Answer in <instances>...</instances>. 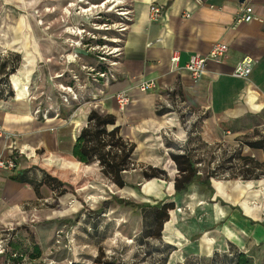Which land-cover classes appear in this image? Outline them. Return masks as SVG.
<instances>
[{
    "label": "crops",
    "instance_id": "0c3cea01",
    "mask_svg": "<svg viewBox=\"0 0 264 264\" xmlns=\"http://www.w3.org/2000/svg\"><path fill=\"white\" fill-rule=\"evenodd\" d=\"M131 1L132 20L118 64L111 77L90 84L92 94L101 91L100 99L91 101L95 107L76 101L61 104L57 91L48 85L43 95L33 91L37 59H56L61 45L48 37L36 39L35 32L23 34L24 26L14 28L10 40L0 34V49L8 45L23 54L22 76L19 74V83H14L21 97L7 95L0 86V124L11 133L0 139V157H14L17 163L15 170L0 168V230L19 228L15 247L33 251L38 245L41 258H52L47 254L55 247V232L72 212L67 209L68 186L61 182L76 183L80 177H90L80 188L84 190L91 180H108L120 198L134 195L130 192L134 177L123 175L126 184L120 188L103 175L97 161L84 164L73 157L74 145L88 125L90 113L96 111L114 115V126L135 145L134 158L165 169L171 176L169 182L146 178L142 191L147 194L143 203L148 205L140 207L145 210L135 226L136 232L147 234L157 223L158 203H174L158 238L172 250L166 264H236L239 254H245L250 264H264V0ZM154 2L164 7L162 19L155 22L149 18ZM245 6L253 7L256 18L238 22ZM186 12L189 17L184 16ZM29 26L35 31L34 25ZM215 42L229 45L227 57L220 63L209 62L201 78L194 81L184 65L192 54L208 53ZM175 52L181 69L171 71ZM245 55L255 59L252 72L247 78L233 76L235 65ZM16 58L20 61V54L5 57L0 74ZM51 65L61 67L55 62ZM149 78L158 81L159 89L140 91L137 84ZM26 83L31 85L30 95L23 89ZM170 87L201 116L192 133L174 129L176 140L166 154L161 152L158 130L169 124L158 105ZM122 90L129 92L131 101L125 112L119 113L114 95ZM37 108L49 109V117L35 115ZM185 153L197 167V180L185 192L176 193L178 163L172 155ZM218 159V171L228 177L216 178L211 172ZM166 183L170 186L164 188ZM149 196L155 199L154 205L147 203ZM51 200L58 207L54 213ZM184 204L189 208L185 213L178 208ZM5 257L0 256V264Z\"/></svg>",
    "mask_w": 264,
    "mask_h": 264
},
{
    "label": "rangeland",
    "instance_id": "374dc122",
    "mask_svg": "<svg viewBox=\"0 0 264 264\" xmlns=\"http://www.w3.org/2000/svg\"><path fill=\"white\" fill-rule=\"evenodd\" d=\"M131 10V0H0V34L3 33L0 36L10 40L15 34L14 30L24 26L21 28L23 34L35 32L36 39L48 37L55 44L61 45V51L56 59L47 57L37 59L35 69L38 73L35 77L36 85L33 91L35 94L43 95L45 85L51 86L57 91L58 101L62 104V86L70 84L73 80L74 88L80 95L78 102H87L95 107L97 104L91 103V101L100 99L101 91L99 96L88 91L90 84L97 81L92 78L94 73L87 67L90 66L89 64L97 65L102 53L108 54L111 60L118 58L116 51L120 50L126 33L120 29L123 24L129 22L126 17L128 19L132 16ZM107 19H110L111 27L109 30H102L106 27L104 22ZM29 25H34L35 31ZM76 25L84 27L85 32L77 37L84 42L79 47L81 58L73 60L75 47L71 41L75 35L70 34L68 28ZM90 38L105 39V45L98 46L95 42H91ZM5 46L0 49V52L3 50H7L8 53L14 51L11 46ZM40 46L43 47L41 41ZM19 54L22 61L23 54L22 52ZM25 61L26 59L24 63ZM53 62L61 67L57 69L52 66ZM61 73L65 74L62 77H57ZM74 73L78 75L76 80L73 78ZM19 74H21V68L11 78L13 85L19 83L21 78H17ZM31 92L29 84V93L31 94ZM125 110H119V113H123ZM171 116L163 118L167 120ZM172 124L174 125V121ZM172 124L164 126L167 131L162 128L158 130L162 153L169 154L168 147L171 143L174 144V126ZM132 158L138 165L133 170L124 172L123 175L135 178L134 180L131 178L133 181H131V190L134 195L130 194L120 198L116 193V187L108 180H91L84 190L80 189L82 187L76 190L70 187L66 188L69 199L67 209L72 212L62 219L63 226L55 232V247H52L47 255L60 264H101L96 260L101 250L103 252L101 261H110L112 264H166V258L172 252L170 247L162 243L160 238L155 237L152 230L147 231V234L135 230L138 222L137 217L140 216L142 210L137 205L145 201L144 195L147 196L142 191V185L146 180L143 171L144 169L149 171L151 164L133 156ZM155 165L162 167L161 164ZM141 166L146 167L141 168ZM164 171L163 177L156 178L169 182L171 176L165 169ZM166 184L164 188L170 186L169 183ZM149 198L147 203L154 205L155 199L151 196ZM129 201L131 203H128ZM50 205L52 213L58 210L56 202L51 200ZM178 208L183 213L189 209L185 204ZM116 230L121 232V236L114 238ZM71 234L74 237L73 242L70 240ZM31 237L33 241L36 239L35 235ZM127 239H130L131 242H128ZM73 246H76L77 249L74 250ZM75 251L77 255H75ZM181 264L190 263L184 261Z\"/></svg>",
    "mask_w": 264,
    "mask_h": 264
},
{
    "label": "built area",
    "instance_id": "2783aa9c",
    "mask_svg": "<svg viewBox=\"0 0 264 264\" xmlns=\"http://www.w3.org/2000/svg\"><path fill=\"white\" fill-rule=\"evenodd\" d=\"M132 12V10H131ZM128 14V13H127ZM164 14V7L161 4H158L156 2L152 3L150 5L149 9V18L151 21H159L162 19ZM185 17H189L190 13L186 12L184 13ZM254 15V9L252 6H245L240 9V12L238 14V22H249L253 19H255ZM126 20L129 22L125 23L121 27V31H127L129 28V23L132 20V16L129 17ZM100 22V21H99ZM126 22V21H125ZM104 25L106 26L105 29L102 30H109L111 27L110 19L104 22ZM70 34H74L75 38L71 41L72 45L75 47V52L73 53L74 59L75 58H81V50L80 46L84 43L82 40L77 39V37L82 35L85 32V28L81 27V25L71 26L68 28ZM106 36V35H105ZM91 42H95L98 46L105 45V39H91ZM88 45V43H87ZM229 51V45L225 42H215L210 51L206 54H198L194 53L190 56L188 62L184 65L183 69H185L192 79L194 81H197L201 78L202 74L204 73V69L206 65L209 62H222L227 57V53ZM117 59H110L108 54L102 53L99 57L100 61L96 63L97 65L89 64L90 66L87 67L90 69L93 74V79L96 81H100L101 79H107L111 77V73L114 69V67L118 64L119 57L122 54V46L120 47V50L117 49ZM11 53H15L19 55V52L17 51H11L8 53L7 50H3L0 52V62L3 63L5 57L8 55H11ZM16 58V60H11L10 63L7 64L5 72L0 74V86L1 90L5 91L7 95L12 94L15 97H21L18 96L17 90L15 89L13 82H12V75L17 74L20 69V62L21 59ZM179 62V53L175 52L172 57V67L171 71L181 69V67L178 66ZM255 59L251 55H245L237 64L235 65L232 75L235 77L240 78H247L250 73L252 72V68L254 65ZM104 68V69H102ZM65 73L58 74L57 77H62ZM77 74L74 73L73 78L77 79ZM74 80V81H75ZM75 84H67L63 85V95H61V102L62 104H69L72 102H78L80 101V95L77 89L75 90ZM137 87L142 92H148V91H157L159 89L160 85L158 81L154 78L149 79H143L138 84ZM26 95H30L29 93V83H26ZM114 99L116 101L118 110L124 111L127 106L129 105L131 101V96L127 90H122L114 95ZM158 110L161 111L165 116H170L167 118V123L172 124V121H174V129L179 128L185 132L192 133L195 127L196 122L199 120L201 113L192 111L182 100V98L174 93V88L170 87L167 89L166 92V98L165 100L158 105ZM50 110L46 109L45 111H42L40 108L35 109L34 114L35 115H41L43 118L49 117ZM166 129V127L162 128ZM163 132L166 133L165 130ZM162 132V133H163ZM175 134V133H174ZM11 135L4 127L0 124V139L1 138H8ZM220 159L217 160L216 164L212 166L211 172L215 173L216 178H225L229 175L226 174L223 171H218ZM138 164L135 161H132L130 164V168L128 170H124V172H127L129 170H133ZM198 166H201V163L197 164ZM17 166L16 160L14 157L8 156V157H0V168L1 169H8V170H15ZM146 167V166H141ZM149 166V171H150ZM144 171H147L144 169ZM148 171V172H149ZM198 173L201 174L200 171ZM16 228L7 227L5 229L0 230V256H6L7 253L10 250V243L12 239L14 238ZM14 257H21L20 261L16 263H11L6 257L4 258L3 262L1 264H59L56 260L52 258H39V259H31L28 256L25 255H19V254H13Z\"/></svg>",
    "mask_w": 264,
    "mask_h": 264
},
{
    "label": "trees",
    "instance_id": "16d2710c",
    "mask_svg": "<svg viewBox=\"0 0 264 264\" xmlns=\"http://www.w3.org/2000/svg\"><path fill=\"white\" fill-rule=\"evenodd\" d=\"M104 69V68H102ZM116 118L112 114L100 115L96 111H92L89 115L88 125L82 130L81 135L78 137L74 149L73 157L80 160L84 164H91L97 161L100 166V170L105 177L115 183L118 187L125 186L123 180L124 170L130 168L135 145L124 139L119 133V126H114ZM172 158L178 163V174L174 182L175 192L183 193L187 190L188 186L197 180V167L193 163L192 159L187 153L182 155L173 154ZM146 178L162 177L165 175V171L150 167V171H143ZM49 176V174H47ZM52 179H56L52 177ZM90 177H81L76 183L70 181L61 182L60 184H67L71 189H77L82 187ZM122 200V199H120ZM126 202V201H122ZM128 203H131L130 201ZM158 210L156 211L157 223L152 230V234L155 237L160 238L164 221L168 218V211L174 208V203H161L159 202ZM148 204L142 203L137 206H146ZM19 228L16 229L14 238L10 243V250L6 255V258L11 263L20 261L21 257H14L13 254L25 255L31 259L41 258V250L38 245H34L33 251H27L26 249H19L14 246L16 240H18L20 233ZM121 236L118 234V230L114 232V238ZM71 241L74 238L71 237ZM129 242V241H128ZM75 250V249H74ZM75 255H77L75 251ZM103 258V252L96 257L97 262L101 264H112L110 261H101ZM250 259L245 254H239L236 264H250ZM78 264V263H73Z\"/></svg>",
    "mask_w": 264,
    "mask_h": 264
},
{
    "label": "bare ground",
    "instance_id": "6f19581e",
    "mask_svg": "<svg viewBox=\"0 0 264 264\" xmlns=\"http://www.w3.org/2000/svg\"><path fill=\"white\" fill-rule=\"evenodd\" d=\"M25 86H26V85H25ZM25 86L23 87V89L25 90V92H27ZM130 192H131V193H134V192H132V191H130Z\"/></svg>",
    "mask_w": 264,
    "mask_h": 264
}]
</instances>
